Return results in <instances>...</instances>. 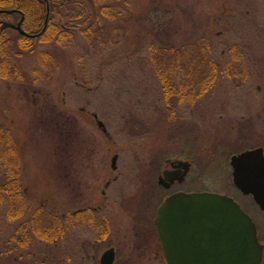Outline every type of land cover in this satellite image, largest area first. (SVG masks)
Segmentation results:
<instances>
[{
	"label": "rangeland",
	"instance_id": "1",
	"mask_svg": "<svg viewBox=\"0 0 264 264\" xmlns=\"http://www.w3.org/2000/svg\"><path fill=\"white\" fill-rule=\"evenodd\" d=\"M128 2V10L115 4L114 20L98 17L103 44L80 26L61 44L34 41L30 52L18 49L13 30L2 40L0 127L20 153L28 209L8 221L0 207V264H100L110 248L114 264H163L153 221L172 191L157 182L176 159L191 165L177 190L232 198L264 245V213L234 188L229 165L241 152L264 151V0ZM201 40L211 47L206 56L220 66L237 60L243 75L222 77L194 103L172 99L166 107L146 48ZM5 64L17 70L8 79ZM38 209L48 228L63 218V239L56 233L47 243L28 228ZM86 210L87 223L72 221Z\"/></svg>",
	"mask_w": 264,
	"mask_h": 264
},
{
	"label": "trees",
	"instance_id": "2",
	"mask_svg": "<svg viewBox=\"0 0 264 264\" xmlns=\"http://www.w3.org/2000/svg\"><path fill=\"white\" fill-rule=\"evenodd\" d=\"M120 1L124 2L125 5L122 6L128 10V0H86L90 8L88 10L86 7V12L79 0H47L49 15L43 32L46 3L42 0H0V11L3 12L0 13V19L17 23L23 17L22 30L29 35L39 34L36 38H27L17 33L16 45L18 49L30 52L31 44L34 41L63 43L64 40L72 36L77 26L82 28L80 31L82 34L86 31V35H94V40L97 41L99 35L96 32H101L98 17L114 20L118 17L115 4ZM73 3H76L79 8L74 12V15H68L66 10ZM62 18L69 22L64 23ZM95 26L98 29H94ZM170 27L171 24L168 28ZM8 31L12 30L7 28L0 30V45ZM98 42L103 44L101 39ZM146 49L150 52L147 58H149V64L152 66L155 79L159 84L162 101L166 107L172 99H176L179 104L194 103L210 93L216 82L222 77L233 79V77L243 75L245 70L240 63H236L237 60L226 61L223 66L218 65L213 58L209 57L210 55L206 56V51L211 47L202 40L174 48L149 44ZM233 49V47H228L229 52H232ZM116 55H120V53H111L109 56L111 60H114ZM2 69L5 71L2 75L4 79H8L9 74L17 72L14 67L7 64ZM6 133L0 127V207H3L4 216L8 221H15L26 214L28 204L21 186V156L12 139ZM39 211L38 209L34 213L35 217L39 216ZM70 217L74 223L86 222L83 220L86 217V211H78ZM62 221L63 218L55 220L57 225L53 229L44 225L39 217L34 225H31L30 222L26 224L28 228L31 226L30 230L31 228L35 229L34 233L39 235V239L53 243L56 233L58 239H63L66 235V227L63 226ZM104 234H107V230Z\"/></svg>",
	"mask_w": 264,
	"mask_h": 264
},
{
	"label": "water",
	"instance_id": "3",
	"mask_svg": "<svg viewBox=\"0 0 264 264\" xmlns=\"http://www.w3.org/2000/svg\"><path fill=\"white\" fill-rule=\"evenodd\" d=\"M42 32L47 25L49 8ZM0 13H3L0 11ZM16 24L2 22L0 30H15L27 38ZM103 128L101 122H97ZM113 164L115 158L112 160ZM182 164V163H181ZM182 165H186L185 163ZM232 183L244 196H250L264 212V156L261 149L246 151L230 159ZM114 168V167H113ZM154 228L165 264H261L264 246L257 230L233 199L213 193H176L160 205ZM113 251H107L100 264H112Z\"/></svg>",
	"mask_w": 264,
	"mask_h": 264
},
{
	"label": "flooded vegetation",
	"instance_id": "4",
	"mask_svg": "<svg viewBox=\"0 0 264 264\" xmlns=\"http://www.w3.org/2000/svg\"><path fill=\"white\" fill-rule=\"evenodd\" d=\"M21 19L23 21V17H21ZM30 35H34V34H30ZM251 150H253V149H251ZM263 154H264V151H263ZM182 162L188 163L187 161H185L183 159H176V160H173V161H169L167 163V167L161 172V175L159 176L158 182H157L158 185L160 187H162L166 192L172 191L170 194L166 195V197L162 200V202L167 197H169V196H171V195H173L175 193L182 192L180 190H177L176 188H178L182 183H184L187 180V177H188V175L190 173V170H191V165L189 163L186 164V165H182V164H184ZM108 185H105V188L108 187ZM185 193H191V192H185ZM102 194H104V193H102ZM89 217H90V212H89V210H86V223H87V220H88ZM86 226H87V224H86ZM109 250L113 251V262H112V264H114L115 256H116L115 250L113 248H110L107 251H109ZM159 250H160V255L162 257V260H163V264H165L164 259H163V255H162V251H161L160 247H159ZM107 251H105L101 255L99 261H101L102 256Z\"/></svg>",
	"mask_w": 264,
	"mask_h": 264
}]
</instances>
